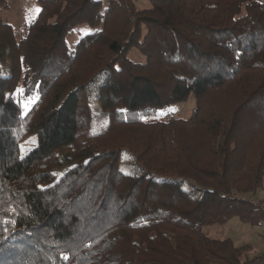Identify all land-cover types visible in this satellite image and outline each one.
<instances>
[{
    "label": "trees",
    "instance_id": "trees-1",
    "mask_svg": "<svg viewBox=\"0 0 264 264\" xmlns=\"http://www.w3.org/2000/svg\"><path fill=\"white\" fill-rule=\"evenodd\" d=\"M150 2L0 0V264H264V0Z\"/></svg>",
    "mask_w": 264,
    "mask_h": 264
},
{
    "label": "rangeland",
    "instance_id": "rangeland-1",
    "mask_svg": "<svg viewBox=\"0 0 264 264\" xmlns=\"http://www.w3.org/2000/svg\"><path fill=\"white\" fill-rule=\"evenodd\" d=\"M8 7L2 9L1 16L4 20L13 25L18 38L25 34V25L39 11L37 0H7ZM139 9L150 8V0H135ZM84 30H89L86 26H82L76 30L74 35L69 39L72 46L80 39ZM129 57L133 61L143 62L144 55L134 48ZM196 105L195 99L192 97L186 102L172 105L168 112L174 117L188 118L192 114ZM254 202L256 199H253ZM205 232L212 238L225 239L230 238L237 244H252L253 251L264 252V224L251 227L240 222L239 219H232L226 225H214L205 228Z\"/></svg>",
    "mask_w": 264,
    "mask_h": 264
},
{
    "label": "built area",
    "instance_id": "built-area-1",
    "mask_svg": "<svg viewBox=\"0 0 264 264\" xmlns=\"http://www.w3.org/2000/svg\"><path fill=\"white\" fill-rule=\"evenodd\" d=\"M255 203H256V204H260V202H259V201H257V200H255Z\"/></svg>",
    "mask_w": 264,
    "mask_h": 264
},
{
    "label": "snow or ice",
    "instance_id": "snow-or-ice-1",
    "mask_svg": "<svg viewBox=\"0 0 264 264\" xmlns=\"http://www.w3.org/2000/svg\"><path fill=\"white\" fill-rule=\"evenodd\" d=\"M5 223H7V221H5ZM65 259L67 260V259H68V257H65Z\"/></svg>",
    "mask_w": 264,
    "mask_h": 264
}]
</instances>
